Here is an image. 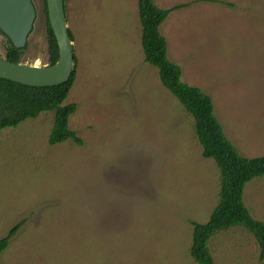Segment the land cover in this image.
<instances>
[{
    "label": "rangeland",
    "instance_id": "1",
    "mask_svg": "<svg viewBox=\"0 0 264 264\" xmlns=\"http://www.w3.org/2000/svg\"><path fill=\"white\" fill-rule=\"evenodd\" d=\"M44 0L21 62L47 60ZM76 75L65 105L83 141L48 144L54 114L0 131V239L21 227L0 264H194L193 228L219 201L194 122L144 61L137 0H64ZM177 6L160 27L182 81L205 92L228 140L264 156V0H153ZM230 5V6H229ZM0 34V58H5ZM243 202L264 223V177ZM25 222H22L24 221ZM214 264H264L242 228L217 232Z\"/></svg>",
    "mask_w": 264,
    "mask_h": 264
},
{
    "label": "trees",
    "instance_id": "2",
    "mask_svg": "<svg viewBox=\"0 0 264 264\" xmlns=\"http://www.w3.org/2000/svg\"><path fill=\"white\" fill-rule=\"evenodd\" d=\"M43 2L46 18V65L52 66L58 60V47L48 23L46 1ZM185 6L163 10L155 6L153 0H137L144 61L157 69L160 84L191 116L194 134L202 149V158L212 160L220 173L219 201L209 221L205 224L189 222L193 228L189 255L194 264H214L208 248L209 241L217 232L238 227L252 235L259 250L258 260L262 262L264 223L252 218L244 205L243 193L249 182L264 177V156L245 158L239 154L215 117L210 97L201 89L184 83L181 69L169 60L167 42L160 33V27L172 11ZM69 35L73 41L70 31ZM27 46L28 41L23 49H16L7 40V45L4 46L5 59L11 63H20ZM75 70L74 56V71L69 81L47 88H31L0 79V131L16 128L26 120H34L43 113L52 112L54 119L48 144L55 146L69 141L82 147V139L69 129V118L76 112L77 105L64 104L74 83ZM20 227V224L15 225L0 239V257Z\"/></svg>",
    "mask_w": 264,
    "mask_h": 264
},
{
    "label": "water",
    "instance_id": "3",
    "mask_svg": "<svg viewBox=\"0 0 264 264\" xmlns=\"http://www.w3.org/2000/svg\"><path fill=\"white\" fill-rule=\"evenodd\" d=\"M48 23L58 47V60L52 65L11 63L0 58V79L31 88L65 84L74 71V44L69 35L64 0H45ZM36 19L32 0H0V32L14 48L23 49Z\"/></svg>",
    "mask_w": 264,
    "mask_h": 264
},
{
    "label": "flooded vegetation",
    "instance_id": "4",
    "mask_svg": "<svg viewBox=\"0 0 264 264\" xmlns=\"http://www.w3.org/2000/svg\"><path fill=\"white\" fill-rule=\"evenodd\" d=\"M32 2H33V0H32ZM34 5V4H33ZM0 34L5 38V43H4V46H6L7 45V37L5 36V35H3L1 32H0Z\"/></svg>",
    "mask_w": 264,
    "mask_h": 264
},
{
    "label": "crops",
    "instance_id": "5",
    "mask_svg": "<svg viewBox=\"0 0 264 264\" xmlns=\"http://www.w3.org/2000/svg\"><path fill=\"white\" fill-rule=\"evenodd\" d=\"M137 15H138V13H137Z\"/></svg>",
    "mask_w": 264,
    "mask_h": 264
}]
</instances>
